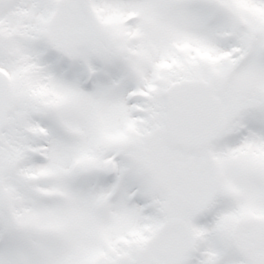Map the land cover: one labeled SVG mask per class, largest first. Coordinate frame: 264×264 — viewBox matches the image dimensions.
Listing matches in <instances>:
<instances>
[{"label": "snow or ice", "instance_id": "1", "mask_svg": "<svg viewBox=\"0 0 264 264\" xmlns=\"http://www.w3.org/2000/svg\"><path fill=\"white\" fill-rule=\"evenodd\" d=\"M0 264H264V0H0Z\"/></svg>", "mask_w": 264, "mask_h": 264}]
</instances>
